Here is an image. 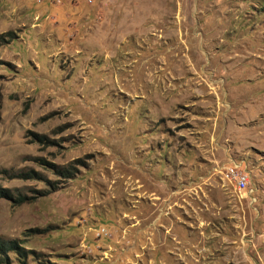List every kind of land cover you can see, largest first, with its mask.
I'll return each instance as SVG.
<instances>
[{
	"label": "rangeland",
	"instance_id": "374dc122",
	"mask_svg": "<svg viewBox=\"0 0 264 264\" xmlns=\"http://www.w3.org/2000/svg\"><path fill=\"white\" fill-rule=\"evenodd\" d=\"M0 186V264H264V0H0Z\"/></svg>",
	"mask_w": 264,
	"mask_h": 264
},
{
	"label": "trees",
	"instance_id": "16d2710c",
	"mask_svg": "<svg viewBox=\"0 0 264 264\" xmlns=\"http://www.w3.org/2000/svg\"><path fill=\"white\" fill-rule=\"evenodd\" d=\"M78 164H81L79 162ZM60 173L64 177L72 178L74 177L75 173L72 172L70 169L66 168L64 171L60 170ZM17 176V175H16ZM19 178H38V174L36 171L32 172H24L17 176ZM0 197L9 198L14 201L16 204H22L24 202H27L29 197L25 194H14L9 188L0 186ZM20 246L18 245L16 240H6L0 242V252L6 253L10 250L16 252L19 256H24L20 251Z\"/></svg>",
	"mask_w": 264,
	"mask_h": 264
},
{
	"label": "built area",
	"instance_id": "2783aa9c",
	"mask_svg": "<svg viewBox=\"0 0 264 264\" xmlns=\"http://www.w3.org/2000/svg\"><path fill=\"white\" fill-rule=\"evenodd\" d=\"M89 1L91 2L92 0ZM225 171L234 175L237 185L240 187V191L247 188L248 174L245 171L240 170L236 163L233 162L232 164L226 166Z\"/></svg>",
	"mask_w": 264,
	"mask_h": 264
},
{
	"label": "bare ground",
	"instance_id": "6f19581e",
	"mask_svg": "<svg viewBox=\"0 0 264 264\" xmlns=\"http://www.w3.org/2000/svg\"><path fill=\"white\" fill-rule=\"evenodd\" d=\"M231 178L234 180V182H235V184H236V186L240 189V187L237 185V182H236V180H235V178H234V175L233 174H231Z\"/></svg>",
	"mask_w": 264,
	"mask_h": 264
},
{
	"label": "crops",
	"instance_id": "0c3cea01",
	"mask_svg": "<svg viewBox=\"0 0 264 264\" xmlns=\"http://www.w3.org/2000/svg\"><path fill=\"white\" fill-rule=\"evenodd\" d=\"M146 64V63H145Z\"/></svg>",
	"mask_w": 264,
	"mask_h": 264
}]
</instances>
